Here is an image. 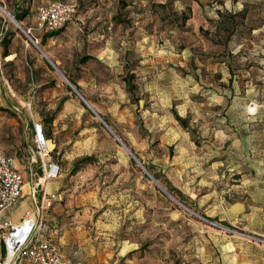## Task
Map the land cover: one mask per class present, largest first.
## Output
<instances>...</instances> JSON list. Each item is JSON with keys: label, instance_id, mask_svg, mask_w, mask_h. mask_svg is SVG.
<instances>
[{"label": "rangeland", "instance_id": "374dc122", "mask_svg": "<svg viewBox=\"0 0 264 264\" xmlns=\"http://www.w3.org/2000/svg\"><path fill=\"white\" fill-rule=\"evenodd\" d=\"M48 1L0 0L13 16L24 14L17 20L0 11V146L21 148L13 154L26 183L21 202L29 212L40 207L41 237L53 239L87 264H207L216 236L224 231L202 217L225 223L212 213L219 198L214 159L200 158L204 138L197 136L207 128V138L211 136L210 122L223 127L227 108L214 103L235 95L246 102L232 118H242L245 106L247 114H264V7L250 12L225 45L211 42L196 25L176 28L169 17L171 6H152L166 0H128L125 9L119 0H61L77 4L73 20L53 38L37 33L39 45L28 44L25 32L36 23L38 7ZM187 3L193 2L175 0L174 6L180 10ZM162 13L169 19L162 20ZM115 16L125 22L117 23ZM204 26L214 32L210 22ZM7 31L11 42L4 57ZM182 51L193 53L196 61L181 67ZM212 61H225L228 75L206 74L204 65ZM129 68L138 86L133 94L123 80ZM168 68L185 80L177 81ZM225 90L232 91L231 98ZM173 92L188 93L196 103L188 113V118H197L191 125L198 146L194 152H182L179 142L171 145L172 139L165 137L168 119L174 110H183L175 106L186 100L174 99V108L164 105ZM64 97L50 127L56 143L51 158L60 174L44 183L40 163H32L34 134L14 135L11 123L38 122L35 118L43 123ZM204 99L210 104L205 100L201 105ZM256 99L261 106L249 111ZM85 156H92L91 162L74 172V162ZM145 169L193 212L165 193ZM36 183L35 201L30 191ZM51 185L57 198L42 208ZM12 210L8 214L14 219Z\"/></svg>", "mask_w": 264, "mask_h": 264}, {"label": "crops", "instance_id": "0c3cea01", "mask_svg": "<svg viewBox=\"0 0 264 264\" xmlns=\"http://www.w3.org/2000/svg\"><path fill=\"white\" fill-rule=\"evenodd\" d=\"M222 1L223 4L215 2L212 5L207 4V0H200L202 5L198 2H194L192 6L193 17L188 21V24L196 25L199 28L201 25L204 26L206 17H219L216 11L217 9L238 11L241 10L245 4L264 3V0ZM262 26H264V22ZM53 37L54 36L48 38L51 39ZM178 56L181 57V67H184V63H192L196 61V56L189 51L187 54L185 51L184 53L182 51V54L179 53ZM225 64V61L222 63L212 61L208 66L205 64L203 69L206 74L221 72L222 76L225 77L228 75L225 71ZM219 65H221L220 71L218 69ZM167 70L174 74L177 81L185 80L184 77L176 72V70L170 68ZM198 70L199 68L196 69L197 74ZM223 77L219 79V81H224ZM229 77L232 78L231 74H229ZM140 79L143 80V78ZM205 86H213V84H205ZM205 91H207V93L212 92L210 89H205ZM224 93L229 98L232 97V91L227 94L225 90ZM52 94L54 96L56 93L53 92ZM62 94L63 96L67 95V92L62 91ZM169 96L170 97L166 100L164 105L170 108H174V99H186L184 103L176 105L175 108L177 106H182L183 110H177V112L182 117L188 119L189 125L184 127L175 116L171 115L168 119L171 127H169L165 137L172 139L170 143L171 145L179 142L182 152H194L198 146L195 143L196 141L194 137L191 135V125H193V122L197 121V118H188V113H192V106H195L196 103L188 98V93L176 94L173 92V95ZM44 99H46V97ZM208 99L214 100L213 97H208ZM208 99H204V101L201 102V105H204L206 101L208 102ZM245 100V98L235 95L228 102L214 103L215 107L222 105L224 108H227L224 113L228 117L222 120L225 124L219 129L215 127V123L210 122L212 124L211 126H214L211 131V136L207 138L208 133H210L209 128H207L199 133L197 139L200 137L204 138L200 147V151L202 152L200 158L205 161V158L211 155V158L214 159L212 162V168L214 169L212 177L218 183V193L216 196L219 198L217 199V202L212 205V213L217 216L218 220L242 233L256 234L264 237V114H257L256 112L255 115L247 114L245 106L242 118H232L231 114L236 113V108L242 106L244 102H246ZM255 101H253L252 106L249 107V111H251L254 106H256V110L258 109L257 107L261 106V104L257 102V99ZM208 104H210V102H208ZM152 105H155V103ZM35 119L36 121H39L42 118ZM55 120L56 118L52 125H55ZM34 121L35 120H32V122L31 120H23L22 122L13 121L11 123L12 127L10 128V132L17 136H19L20 132H23L21 135L23 137L30 131L33 135ZM43 124L46 132L51 133L49 138L54 140L53 133L55 132L51 131L50 128L52 125L45 124L44 121ZM7 135H9V133ZM3 149L11 156H13V154L16 155L18 151L21 150V148H18L15 151H10L6 150L7 147H3ZM15 166L20 170L16 163ZM20 172L24 175L22 170H20ZM44 182L46 183V180ZM38 186L39 183H36L30 191L31 195L35 198V201ZM34 188L37 190L35 195H33ZM55 189L56 187L51 185L49 190L45 193H54ZM25 194L26 191L24 189L22 198ZM21 200L19 202H21ZM25 205L24 202H21L19 206L16 205L17 207L14 206L11 208L13 209L12 211L15 216L14 219H11L8 214L10 209L5 213L4 219L17 223L24 215L36 213V211L29 212L26 210ZM222 231H224V233L216 236V242L214 246H211V255L207 264H264L263 244L249 240L244 235L236 232ZM60 248L66 258L82 260L77 258L72 251L68 252L62 249L61 246ZM4 254V243L3 239L0 237V256H3Z\"/></svg>", "mask_w": 264, "mask_h": 264}, {"label": "built area", "instance_id": "2783aa9c", "mask_svg": "<svg viewBox=\"0 0 264 264\" xmlns=\"http://www.w3.org/2000/svg\"><path fill=\"white\" fill-rule=\"evenodd\" d=\"M77 4L73 2H64L61 0H52L41 5L37 9V20L33 26L27 28V43L39 45L40 38L37 33H48L59 30L67 23L73 20L76 14ZM0 11L11 18L10 12L0 4ZM18 25L19 22H17ZM256 106L252 107V111ZM56 147L54 140L48 138L43 130L41 122L34 123V148L32 163H40L42 172L41 179L51 180L57 178L60 174V166L52 160L51 155ZM157 185L178 204L182 205L189 211V207L181 203L147 170ZM25 185L24 175L15 166V159L8 155L2 146H0V237L3 239L5 254L0 256V264H86L82 260H73L66 258L60 246L51 238H42V224L38 221L37 213L40 214V207L37 213L24 215L17 223L11 220H5V213L16 206L23 196ZM37 190L34 188L33 195ZM57 198L55 193H44L42 198V208L49 207ZM193 212V211H192ZM210 226L236 232L244 235L249 240L264 245V237L256 234H245L233 227L202 217Z\"/></svg>", "mask_w": 264, "mask_h": 264}, {"label": "trees", "instance_id": "16d2710c", "mask_svg": "<svg viewBox=\"0 0 264 264\" xmlns=\"http://www.w3.org/2000/svg\"><path fill=\"white\" fill-rule=\"evenodd\" d=\"M132 1V0H131ZM192 2H198L200 5H202V3L200 2V0H192ZM219 3V4H223L222 0H207V4L212 5L213 3ZM175 0H166L160 4H156L155 2L152 3V6H159L162 9H168L171 6V10H172V14L170 17V19H172V21L174 22V26L176 28H182V29H189V24L188 21L193 17V3L189 4L187 3L183 8H181L180 10H178L175 6H174ZM119 4L121 6V8L125 9L128 5H129V1L128 0H119ZM264 7V3H260V4H245V6L238 11H229L227 9L225 10H221V9H217V14H218V18H211V17H206V21L210 22L211 25L214 28V32H212V29L210 28H206L205 26L201 25L199 27V30L206 36V37H211V42H213L214 44H229V42L231 41V39L233 38V36L236 34V32L239 29V26L242 25V22L246 19V17L249 15L250 12H252L253 10H257L260 11L262 8ZM77 12V9H76ZM26 13V12H25ZM16 17L17 20H22L24 18V14H15L14 15ZM162 20H167L169 19L167 17L166 14L161 15ZM115 19L117 20V23H124L125 20L119 18L118 16H115ZM264 22V19L262 20ZM68 24V23H67ZM66 24V25H67ZM65 25V26H66ZM63 26L62 28H60L59 30L56 31H52V32H48L45 33L44 36L46 37H52L55 36L57 34H59L63 28L65 27ZM253 29V27H251ZM255 28V27H254ZM11 34L7 31L6 34L4 35L3 38V52L2 55L4 57L9 55L8 52V45L11 42ZM208 53L212 54V52H201V54H204V57H206L208 55ZM224 58V57H223ZM85 60L83 59L82 62H84ZM127 65V64H126ZM136 77L135 71L133 69H127V72L125 73V75L123 76V80L127 85L128 91L130 93H134L136 91V89L138 88L136 82L134 81ZM74 83H76L74 81ZM79 88V86H78ZM70 91H72V89L69 87L68 88ZM65 101V97L62 98V100L60 101L59 105L57 106L56 110H54L49 116H45L44 118V123L45 124H49L52 125L56 114L60 111L63 102ZM85 107H87L84 104ZM175 112V118L184 126L187 127L189 125L188 119L182 117L181 115H179V113L174 110ZM43 124V123H42ZM43 130L45 135L49 138L51 133L50 132H46L45 128H44V124H43ZM55 142V141H54ZM56 144V143H55ZM55 150V148H54ZM53 150V152H54ZM52 152V153H53ZM92 160V156H85L79 160H76L73 164V171L77 172L78 170L81 169V167L83 166V164L87 163V162H91Z\"/></svg>", "mask_w": 264, "mask_h": 264}, {"label": "water", "instance_id": "95a60500", "mask_svg": "<svg viewBox=\"0 0 264 264\" xmlns=\"http://www.w3.org/2000/svg\"><path fill=\"white\" fill-rule=\"evenodd\" d=\"M10 14H11V13H10ZM10 16L14 17L12 14H11ZM14 18H15V17H14ZM84 102H85V104H86L90 109H92V107H91V105H90L89 103H87L85 100H84Z\"/></svg>", "mask_w": 264, "mask_h": 264}, {"label": "bare ground", "instance_id": "6f19581e", "mask_svg": "<svg viewBox=\"0 0 264 264\" xmlns=\"http://www.w3.org/2000/svg\"><path fill=\"white\" fill-rule=\"evenodd\" d=\"M11 17H12V16H11ZM44 181H45V179H44V180L42 179V182H44ZM44 183H45V182H44Z\"/></svg>", "mask_w": 264, "mask_h": 264}]
</instances>
